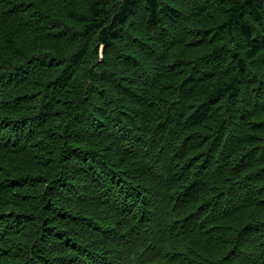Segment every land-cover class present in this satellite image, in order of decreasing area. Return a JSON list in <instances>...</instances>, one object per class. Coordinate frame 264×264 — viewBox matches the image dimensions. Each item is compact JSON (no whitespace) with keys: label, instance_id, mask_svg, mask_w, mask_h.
Masks as SVG:
<instances>
[{"label":"trees","instance_id":"obj_1","mask_svg":"<svg viewBox=\"0 0 264 264\" xmlns=\"http://www.w3.org/2000/svg\"><path fill=\"white\" fill-rule=\"evenodd\" d=\"M0 264H264V0H0Z\"/></svg>","mask_w":264,"mask_h":264},{"label":"bare ground","instance_id":"obj_2","mask_svg":"<svg viewBox=\"0 0 264 264\" xmlns=\"http://www.w3.org/2000/svg\"><path fill=\"white\" fill-rule=\"evenodd\" d=\"M107 239V238H106Z\"/></svg>","mask_w":264,"mask_h":264}]
</instances>
